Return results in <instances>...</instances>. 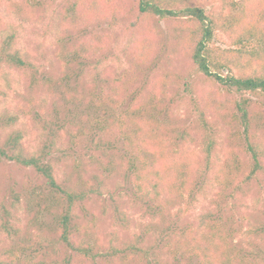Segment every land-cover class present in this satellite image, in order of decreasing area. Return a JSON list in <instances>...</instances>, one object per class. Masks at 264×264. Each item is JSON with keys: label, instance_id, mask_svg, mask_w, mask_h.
Listing matches in <instances>:
<instances>
[{"label": "trees", "instance_id": "1", "mask_svg": "<svg viewBox=\"0 0 264 264\" xmlns=\"http://www.w3.org/2000/svg\"><path fill=\"white\" fill-rule=\"evenodd\" d=\"M56 1L8 0L5 6L10 14L23 20L41 21L47 16L48 3L52 5ZM65 1L68 3L64 15L68 20L67 26L75 30L76 34L73 35L74 43L69 50L73 55L67 53L70 62L68 58L64 64L74 63L79 58L77 65L82 69L86 65L85 60H96L98 64L109 60L114 41L111 32H95L89 30L90 26L107 22L112 29L124 27L131 39L129 53L133 63L143 69L156 61L158 55L159 35L152 20L155 17L170 20L169 27L178 37L180 51L189 56L198 71L211 82L212 88L205 91L204 98L208 99L217 119L223 118L244 126L247 140L244 149L251 153L253 165L246 170V162L240 155L231 159L232 153L228 150L223 154L218 152L222 129L214 131L210 128L213 132L200 142L199 148L195 147L191 132L172 128L148 108L153 101H149L147 95H144L145 107L132 104L124 109L125 101L134 92L130 81L134 79L133 73H125L127 81H124L125 75L118 77L111 69L107 71L108 90L101 100L93 99L94 112L89 114L93 126L90 130L99 129L113 136L114 140L107 141L109 150L115 148L118 140L124 143L125 152L117 163L122 168L125 182L131 185L135 200L145 212L156 217L152 227L154 233L160 223L167 222L170 232L163 237L168 241L166 252L172 257L195 261L196 264H251L250 253H245L234 244L231 230L226 226L225 213L238 193L244 192L247 186L258 179L263 168V142L254 141L253 138L259 137L258 131H264V0H241L236 12L222 20L221 24L211 19L202 7L185 4V0ZM0 24H5L2 18ZM5 25L8 32L0 42V68H16L21 70L22 78L26 75L29 77L27 80H31L33 74L29 66L34 64L17 47V29L11 23ZM219 32L226 39L225 47L213 46ZM9 76L10 73H7L5 78L10 83ZM151 83L149 89L159 101L164 79L156 75ZM75 93L79 98L80 93L76 90ZM1 94L6 93L0 90ZM43 99L46 103L47 98ZM25 112L29 114L27 110ZM10 118L14 119L13 115L7 117L4 128L16 124ZM45 121L47 126H43L44 132L39 137L41 142L33 150L24 146L22 128L14 129L0 144V162L8 159L31 167L42 180L32 193L26 191L20 194L12 190L16 212L6 210V214L17 219L23 211L30 215L32 222L55 215L63 226V238L70 244L73 236L71 223L78 217L76 209L88 199V191L92 189L81 191L61 182L57 169L61 167L62 158L69 156L62 145L61 129L65 126L57 128L53 121ZM253 121L255 125L252 126ZM48 126L50 129H45ZM181 137L182 141L179 140ZM98 142V139H93L94 144ZM57 152L62 153V158L56 155ZM209 187L216 189L218 196L213 199V209L198 216L197 224L189 223L185 227L177 223L168 224V213L175 204L185 198L195 202L200 195L207 194ZM23 198H27L26 206L21 204ZM174 217L181 216L175 214ZM10 227L19 233L18 227ZM259 227L264 234V226ZM96 240L100 245L101 236ZM145 240V235L136 234L133 242L124 243L123 249L111 244L109 254L101 250L91 252L89 242L79 244L85 255L93 257H116L124 251H141L148 256V248L140 246ZM5 254L10 260L9 264H29L24 252L18 248H8ZM30 257L33 261V256ZM0 264L7 263L1 259ZM34 264L52 262L39 260Z\"/></svg>", "mask_w": 264, "mask_h": 264}, {"label": "rangeland", "instance_id": "2", "mask_svg": "<svg viewBox=\"0 0 264 264\" xmlns=\"http://www.w3.org/2000/svg\"><path fill=\"white\" fill-rule=\"evenodd\" d=\"M7 1L0 0V19L17 29V47L23 50L34 66H29L33 74L31 80H27L29 77L26 75H22V78L21 70L16 68H0V90L6 93L0 95V144L14 129L22 128L23 144L33 150L41 142L39 137L44 132L43 126H47L45 119L53 121L57 128L65 126L61 129L62 145L69 156L65 159L61 157V152L56 153L62 158L61 167L57 169L58 176L61 182L78 190H92L88 191V199L76 209L78 217L71 223L73 236L69 244L62 236L60 218L55 215L32 222L30 215L23 211L17 219L6 214L8 210L16 212L12 190L20 194L26 191L32 193L42 180L33 168L3 159L0 162V260L9 264L6 249L18 248L24 252L29 264L39 260H49L52 264H196L195 261L175 259L166 252L168 241L163 236L170 232L167 222L160 223L154 233L152 227L156 217L145 212L135 200L131 185L125 182L122 168L117 163L125 152L124 143L118 140L115 148L109 150L107 141L114 140L113 136L99 129L90 130L93 125L89 121V114L94 112L93 99L101 100L108 90L107 71L111 69L118 77L133 73L134 79L130 81L134 92L125 101L124 109L132 104L144 106V95H147L149 101H153L148 108L172 128L191 132L192 144L197 148L213 132L210 128L214 131L222 129L218 152L223 154L228 150L232 153L231 159L240 155L246 162V170L250 169L254 161L251 153L244 149L247 146L244 126L223 118L217 119L208 99L204 98L205 91L212 88L211 82L198 71L192 59L180 51L178 37L169 27L170 20L159 17L152 20L159 35L158 55L156 61L143 69L133 63L129 53L131 39L124 27L112 29L107 22L90 26L89 30L95 32H111L114 41L109 60L103 64H98L96 60H85L86 65L82 69L77 65L79 58L74 63L64 64V60L69 58L70 62L69 56L73 55L69 50L76 34L75 30L68 28V20L64 17L68 7L65 0H57L52 5L48 3L47 16L41 21H26L10 14L5 6ZM240 1L185 0V4L202 7L211 19L221 24L222 20L236 12ZM5 24H0V42L8 32ZM213 46H226V39L220 32L215 36ZM7 73H10V83L5 78ZM66 74L69 76L66 77ZM156 75L164 79L159 101L149 89ZM124 81H127L126 75ZM75 90L80 93L79 98L75 96ZM9 115H13L14 119H10L16 124L4 128ZM45 129L49 130L50 127ZM257 133L259 137L253 140L263 142L264 152V131ZM93 139L99 140L97 145ZM179 140L182 141V137ZM261 159L263 168L258 179L244 192L238 193L225 213L226 226L231 230L234 244L245 253H250L251 264H264V234L260 227L257 228L264 226V153ZM217 196V190L209 187L207 194L200 195L195 202L185 198L169 211L168 224L177 223L180 227L197 224L201 213L213 209V199ZM21 204L26 206L27 198H23ZM175 214L181 217H174ZM10 225L18 227L19 233ZM136 234L146 236L140 246L148 248V256L141 251H124L116 257H93L85 255L80 249L79 243L85 241L89 242L91 252L101 250L109 254L111 244L123 249L124 243L133 242ZM99 235L100 245L96 240ZM30 256H33V261Z\"/></svg>", "mask_w": 264, "mask_h": 264}]
</instances>
